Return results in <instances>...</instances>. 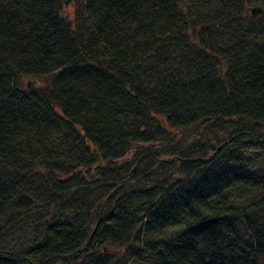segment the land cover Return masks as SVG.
Wrapping results in <instances>:
<instances>
[{
	"label": "trees",
	"instance_id": "obj_1",
	"mask_svg": "<svg viewBox=\"0 0 264 264\" xmlns=\"http://www.w3.org/2000/svg\"><path fill=\"white\" fill-rule=\"evenodd\" d=\"M192 5L0 0V264H264V0Z\"/></svg>",
	"mask_w": 264,
	"mask_h": 264
},
{
	"label": "rangeland",
	"instance_id": "obj_2",
	"mask_svg": "<svg viewBox=\"0 0 264 264\" xmlns=\"http://www.w3.org/2000/svg\"><path fill=\"white\" fill-rule=\"evenodd\" d=\"M193 1H195V0H182V2H184V6H183L184 11L187 12L189 10H192L194 13L193 15H195L196 13H198L199 9L195 8L192 5ZM201 2H203L204 6L209 5L208 8L203 10L204 14H206L208 12H212V11L216 10L217 8H219L218 0L217 1L201 0ZM256 3L261 4L260 2H256ZM253 4H255V3H253ZM194 5L199 7V4H194ZM64 12L70 18H73L74 17L73 13H75V8L73 7V4L66 6L64 8ZM246 15L248 16V12H246ZM27 79H33V80H35L36 83L43 82V80H41L40 78L35 79V78L25 77V78H23V85H21L22 87H25V81ZM36 83L34 85H36ZM155 118L159 121V123L161 125H163V127L169 133L170 137L166 140L168 146H165V148L168 147V148L176 149V150H181L184 148L187 149V148H190L192 146H196V142L202 141L205 138L209 137V136H206L204 134L205 133L204 129L170 128L168 126V123H166L163 116L156 115ZM213 148H214V146H213ZM210 150H211V148H208L207 151L210 152ZM133 151H134V148H130L127 154L132 155ZM252 152H253V154H251L253 156L252 162L255 164H259V165H264V149L263 148L253 149ZM129 155H127V156H129ZM127 156L124 158L125 160L128 159ZM119 161H123V159H121ZM136 185H138V184H136ZM261 197H263V196H260L259 198H261ZM238 203L240 205H245V204L247 205L248 201H246V202L239 201ZM169 231H171L170 228H168V232ZM110 251L115 252L116 254H119V255L120 254L123 255L125 252L122 250V248L118 247L117 245L110 248ZM230 254L231 253L229 252V256H230ZM120 264H142V263L140 262V260H137L135 257H132L131 255H129V256H126L125 259H123Z\"/></svg>",
	"mask_w": 264,
	"mask_h": 264
},
{
	"label": "water",
	"instance_id": "obj_3",
	"mask_svg": "<svg viewBox=\"0 0 264 264\" xmlns=\"http://www.w3.org/2000/svg\"><path fill=\"white\" fill-rule=\"evenodd\" d=\"M263 12V7L260 4H255V5H251L249 7V13L250 16L255 17L259 14H261ZM36 82L33 79H27L25 81V86L27 89L29 90H37L40 89L42 87L41 83H36V85H34ZM220 147V145L217 147V149Z\"/></svg>",
	"mask_w": 264,
	"mask_h": 264
},
{
	"label": "bare ground",
	"instance_id": "obj_4",
	"mask_svg": "<svg viewBox=\"0 0 264 264\" xmlns=\"http://www.w3.org/2000/svg\"><path fill=\"white\" fill-rule=\"evenodd\" d=\"M211 145H214V142L213 141L211 142Z\"/></svg>",
	"mask_w": 264,
	"mask_h": 264
}]
</instances>
